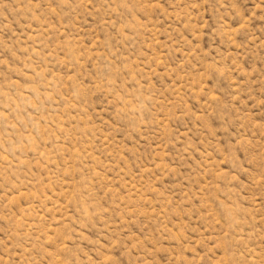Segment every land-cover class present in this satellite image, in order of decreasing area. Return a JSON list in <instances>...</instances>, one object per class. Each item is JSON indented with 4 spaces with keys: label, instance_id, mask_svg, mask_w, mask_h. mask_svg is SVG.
<instances>
[{
    "label": "rangeland",
    "instance_id": "374dc122",
    "mask_svg": "<svg viewBox=\"0 0 264 264\" xmlns=\"http://www.w3.org/2000/svg\"><path fill=\"white\" fill-rule=\"evenodd\" d=\"M0 264H264V0H0Z\"/></svg>",
    "mask_w": 264,
    "mask_h": 264
}]
</instances>
